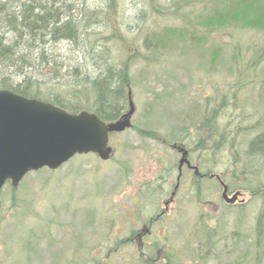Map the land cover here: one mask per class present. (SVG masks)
Wrapping results in <instances>:
<instances>
[{"label": "rangeland", "instance_id": "rangeland-1", "mask_svg": "<svg viewBox=\"0 0 264 264\" xmlns=\"http://www.w3.org/2000/svg\"><path fill=\"white\" fill-rule=\"evenodd\" d=\"M72 1H77L72 2L78 4L76 7L83 1L89 11H101L108 3L105 17H101L108 28L105 22L93 29L95 39L102 40L95 41L94 51L98 54L92 58L83 56L93 47V41L89 43L92 39L81 47V52L60 43L55 54L71 64L76 58L81 74L92 78L99 74L94 72L97 68H128L121 115L128 111L130 91L135 108L132 129L110 136L114 156L109 161H100L94 155L75 156L56 171L44 168L29 173L13 191L8 185L3 188L0 264H126L123 248H116L108 256L109 223L115 219L123 225L120 214L130 206L134 188L145 181L159 182L161 169L176 164L177 157L167 145L188 138L193 145L199 130L203 138L209 132L202 123L203 110L214 115L211 122L218 131L227 128L236 137L227 145L233 157L226 146H220L214 155L203 153L200 163L203 165L205 160L215 174L226 173L230 188H241L240 200L244 203L218 210L203 205L211 195L218 198L213 203H221V190L211 184L199 187V194L195 186L194 196L203 201L195 198L193 205L187 200L188 187L181 183L178 196L184 203L169 232L176 239L173 245L181 249L202 222L212 229L208 228L202 243L205 250L194 264H264V158L244 159L247 142L255 133L252 130L260 126L254 114H264V70L248 69L247 78L237 80L244 70L239 68V61L247 63L256 55L255 50L264 48V31L206 29L200 18L206 15L209 0ZM168 29L183 30L188 36L160 41ZM236 57L239 61L234 62ZM3 67L0 63V81H20L22 76H14V69L5 71ZM40 69L39 74L28 71L27 76L40 81L52 77L49 69ZM237 81L240 91L236 93ZM232 94L236 99L231 98L230 107L223 105L221 110V97L226 100ZM241 117L247 119L240 121ZM210 128L215 132L214 127ZM215 141L219 142L217 138ZM234 155L247 162L242 167L248 174L242 176L236 171L235 175L233 170L239 166L233 164ZM153 186L158 192L161 183ZM151 197L160 202L156 196ZM182 262L188 263L187 259Z\"/></svg>", "mask_w": 264, "mask_h": 264}, {"label": "trees", "instance_id": "trees-1", "mask_svg": "<svg viewBox=\"0 0 264 264\" xmlns=\"http://www.w3.org/2000/svg\"><path fill=\"white\" fill-rule=\"evenodd\" d=\"M72 2L77 1L0 0V63L5 71L14 69L12 72L14 76H22L19 82H7L5 79L0 81V89L27 99L50 103L70 114L87 111L94 113L105 123L115 122L123 115L121 113L124 107L121 102L124 101L125 88L129 83L128 68H120L117 71L109 66L103 68L104 71L97 68L94 72L99 74L92 78L88 74H81L76 58L73 59L74 64L67 63L54 51L58 44L64 42L74 47L75 51L81 52V47H85L87 41L92 39L89 43L93 41V47L86 50L87 53H83V56L92 58L98 54L94 51V43L102 39H95L97 34L93 29L105 22L108 28L107 21L104 22L101 17H105L109 4L107 3L101 11H89L83 1L79 3L80 7L75 6L77 3L72 5ZM200 22L206 29L226 27L264 31V0H209V8L206 15L200 18ZM187 36L188 33L183 30L177 32L175 29H168L163 32L164 38L160 41L170 38L183 39ZM153 38L157 39L156 36ZM255 53L256 55L245 64L237 60V57L233 58L234 62L239 61V68L244 69L243 73L237 76V80L247 78L245 71L248 69L261 67L264 70V48L255 50ZM42 67L52 73L49 80L40 81L33 76H27L28 71L32 73L37 71L39 74ZM61 70H64L63 74L60 73ZM68 78L71 79L70 82ZM64 81L66 83H63ZM235 87L236 93L240 91L239 81ZM221 98V110L223 105L230 107L231 98L236 99L235 94L227 95L226 100L224 96ZM202 113L205 117L202 123L204 127L208 126L209 132L204 134V138L200 130L196 133L195 150L210 146L211 154L214 155L220 146L222 148L226 146L225 150L230 155V148L227 145L233 142L236 136L233 138L232 134L236 133L227 132V128L218 131L216 125L211 122L215 119L214 115L209 114L207 110H203ZM254 116L260 126L252 130L255 133L246 145L244 159L250 160L256 157L264 158V114L261 117L256 114ZM246 119L247 117H241L240 121ZM223 121H228L226 116H223ZM210 127H214L215 132H211ZM215 138L220 143H217ZM230 157H233V154ZM234 158L233 164L235 167L239 166L233 170L235 175L238 172L242 176L248 174L242 167L247 162L239 161L235 155ZM8 187L14 190L9 185ZM260 219L261 215L256 218L257 234L260 232Z\"/></svg>", "mask_w": 264, "mask_h": 264}, {"label": "flooded vegetation", "instance_id": "flooded-vegetation-1", "mask_svg": "<svg viewBox=\"0 0 264 264\" xmlns=\"http://www.w3.org/2000/svg\"><path fill=\"white\" fill-rule=\"evenodd\" d=\"M187 140L186 142L175 141L169 145L161 141L177 157L176 164L174 163L167 170L164 167L161 169L159 182L154 180H151L154 182L145 181L134 188L130 206L126 208L124 214H120L121 217H124V224L116 222L115 219H112L109 223L107 229L108 256L119 247L124 249L126 264H182L183 259H187L188 263L194 264L196 258H200L201 252L205 250L202 243L205 241L209 231L208 228H212L207 227L206 223L198 222L195 231L190 234L191 241L187 240L181 249L173 245L176 239L169 232L176 223L174 219H179V210L184 203V200L178 196L181 183H185L188 187L187 200L188 203L193 205H195L196 198L194 196L195 186L198 187L197 193L199 194V187L203 185L210 186L211 184H215L221 190L219 196L221 203H213L218 199L216 195H211V200L204 202H202V197L197 196L196 199L202 202L203 205L213 206L215 210L222 206L231 208L243 205L244 201L240 200L242 196L241 188L236 186L231 189L226 173H213L205 160L201 165L200 161L205 156L204 154L211 155L210 146H204L202 150H195V143L191 145L192 142L189 138ZM196 154H198L197 159H195ZM181 160L183 161L182 164L180 163ZM158 183H161V186H159L157 192L158 187L155 188L153 185ZM224 185L227 188L228 199H231L236 193L239 194L233 204H227L221 199ZM165 186L168 189H165ZM151 196H156V199H160V202H154L155 199ZM179 199H181L180 202ZM193 243H195V246Z\"/></svg>", "mask_w": 264, "mask_h": 264}, {"label": "water", "instance_id": "water-1", "mask_svg": "<svg viewBox=\"0 0 264 264\" xmlns=\"http://www.w3.org/2000/svg\"><path fill=\"white\" fill-rule=\"evenodd\" d=\"M134 113L130 91L128 111L105 123L94 113L70 114L0 89V193L7 183L17 188L27 174L44 168L56 171L75 156L92 154L108 161L113 155L109 136L130 129ZM226 193L224 185L221 199L227 204L239 196L228 199Z\"/></svg>", "mask_w": 264, "mask_h": 264}]
</instances>
